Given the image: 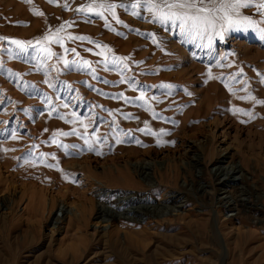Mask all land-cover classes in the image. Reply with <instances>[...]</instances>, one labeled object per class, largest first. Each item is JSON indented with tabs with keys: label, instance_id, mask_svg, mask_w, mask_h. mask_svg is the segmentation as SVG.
<instances>
[{
	"label": "rangeland",
	"instance_id": "rangeland-1",
	"mask_svg": "<svg viewBox=\"0 0 264 264\" xmlns=\"http://www.w3.org/2000/svg\"><path fill=\"white\" fill-rule=\"evenodd\" d=\"M88 2L0 0V37L72 22L43 63L0 42V264H264V39L240 30L209 50L131 10L105 27L75 11Z\"/></svg>",
	"mask_w": 264,
	"mask_h": 264
},
{
	"label": "snow or ice",
	"instance_id": "snow-or-ice-1",
	"mask_svg": "<svg viewBox=\"0 0 264 264\" xmlns=\"http://www.w3.org/2000/svg\"><path fill=\"white\" fill-rule=\"evenodd\" d=\"M25 2H30V0H25ZM48 2L53 3L54 0H48ZM63 7L67 8L68 5L65 4ZM255 9V14L259 15L262 19L257 21L253 18V15L244 14L245 9ZM117 9H123L126 12L130 11L133 17H138L146 20V22L156 24L160 27H164L166 30L178 29L179 35L184 40L189 41H199L198 47L207 48L209 50L213 47V42L217 38L219 40H224L228 33L240 31V30H253L258 33L261 39H264V0H134L131 3L125 2H112V0H89L75 9L77 13H83L84 17L87 18L89 15H95L99 19L105 21V27H111L108 23L107 16L110 15L112 19L117 24H124L118 15ZM142 12H146L147 16H143ZM34 15H43L42 12L33 10ZM72 22H65V24L60 25L55 32L49 34L46 33L42 37H37L32 41H21L16 39H11L7 37H0V42H6L8 45H14L17 49L16 55L27 56L31 53H35L36 57H42L41 63L47 59H51L56 54L53 53L49 47L50 44H60L63 47L62 38L59 33L64 31L66 26H71ZM152 43L157 47H160L163 41L158 40L155 34H149ZM70 40H89L90 38L85 36H68ZM97 47H102L108 52L111 49L107 45H97ZM3 50V49H0ZM163 50V49H162ZM9 51H11L9 49ZM65 52L69 49L65 48ZM75 52V49H71ZM58 59H63V57H57ZM130 57H118L112 56L111 59H105L101 63L121 65L122 70L127 69L128 61ZM66 67H70L71 64L75 63L78 67H83L90 65V61L82 60L68 61L63 60ZM93 74L95 70L93 69ZM211 78V76H210ZM130 79V78H129ZM47 82V81H46ZM125 77L122 75L119 83H124ZM264 82V81H262ZM104 83H109V81H104ZM117 83V82H111ZM130 87H135L133 83H129ZM160 87L171 88L172 85L162 84ZM120 97L124 98L126 102L132 103L127 97H123V93L118 94ZM250 97L245 96L241 99H249ZM139 100H143V93ZM257 103H264V101H256ZM67 107V105H64ZM235 111L244 113L251 117L250 113H245L243 109H236ZM111 114V113H110ZM75 118V113L72 114ZM63 118V117H61ZM131 118V117H129ZM71 122H75V119ZM6 123V122H5ZM82 123V122H81ZM140 131H145L146 134H163V130L159 134L151 133L148 128L147 122H145V129H140ZM60 135H76L77 132L73 129L72 133H59ZM12 138H16V133H11ZM99 139V138H97ZM119 142V141H118ZM85 143L89 144V150L95 151L91 147L88 139H85ZM64 147H68L65 145ZM97 154H101L97 152Z\"/></svg>",
	"mask_w": 264,
	"mask_h": 264
},
{
	"label": "bare ground",
	"instance_id": "bare-ground-1",
	"mask_svg": "<svg viewBox=\"0 0 264 264\" xmlns=\"http://www.w3.org/2000/svg\"><path fill=\"white\" fill-rule=\"evenodd\" d=\"M217 161V160H216ZM143 164V162H137V163H134V165L135 166H140V165H142ZM147 165V164H146ZM150 166V165H149ZM135 170H137L136 168H134V171ZM142 170V169H141ZM146 172V171H145ZM228 172L229 173H232V180L234 179V178H236V177H242V175H241V173H240V169L238 170V169H236V167H233V166H231V167H229L228 168ZM149 173V172H148ZM149 177V174H147V178ZM242 179V178H241ZM231 181V180H230ZM109 195H106V194H99V192L96 194V204H98L101 208L103 207V201H104V198H106V197H108ZM113 197V196H112ZM116 198H117V200H116V203H118L119 204V206L120 207H123V208H126V210L128 209V211L130 210V208H131V204H132V202H130L129 201V199L130 198H128V196L127 195H124V194H117V196H116ZM115 198V199H116ZM166 209V208H165ZM61 211H62V208L60 207L58 210H57V212H58V215H59V213H61ZM161 215H163V214H161ZM99 217H101L102 219H104L105 221H107L108 220V218H104V216H102V215H100ZM129 219H131L130 217H129ZM128 219V220H129ZM134 220V219H133Z\"/></svg>",
	"mask_w": 264,
	"mask_h": 264
}]
</instances>
